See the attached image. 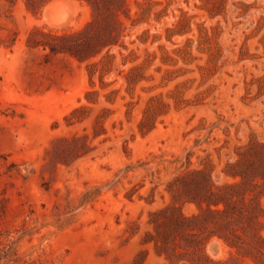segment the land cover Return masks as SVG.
<instances>
[{"label":"rangeland","instance_id":"374dc122","mask_svg":"<svg viewBox=\"0 0 264 264\" xmlns=\"http://www.w3.org/2000/svg\"><path fill=\"white\" fill-rule=\"evenodd\" d=\"M52 1L0 0V264H210L164 223L174 204L200 213L206 174L245 177L221 215L241 244L214 235L206 254L264 264V0H129L126 47L92 78L28 46L91 19Z\"/></svg>","mask_w":264,"mask_h":264},{"label":"trees","instance_id":"16d2710c","mask_svg":"<svg viewBox=\"0 0 264 264\" xmlns=\"http://www.w3.org/2000/svg\"><path fill=\"white\" fill-rule=\"evenodd\" d=\"M92 9L91 19L81 28L74 29L70 27L49 28L45 30L44 27L36 26L28 38V46L31 48H42L48 50L51 54L66 53L80 62H89L90 77L92 78L98 68L101 66L103 74L110 70L116 55L111 53L112 49L116 46L126 47L123 43L124 37L127 35V24L123 16L130 17L129 0H85ZM136 3L141 6L139 1ZM30 10H34L29 7ZM146 40V39H144ZM122 53V51H120ZM102 74V75H103ZM81 108H84L83 106ZM81 108L73 110L75 114ZM77 120H82L78 118ZM145 123V121L143 122ZM141 124V131L144 132L143 125ZM154 125L147 127L150 131ZM97 135V133H96ZM242 182L235 184L217 185L214 183L209 174L204 176L201 185L205 189L203 193H197L190 199L196 202L200 213L186 216L175 204L166 209L173 211L166 217L165 224L168 225L169 233L185 231L182 237L185 246H193L203 253V258L210 264H217L218 262L209 258L205 252V244L211 239L212 236L218 235L223 238L228 244L239 247L240 241L228 237L225 230H230L234 233L230 220L221 215L228 213L231 208L232 202H235V187L240 186V183H245L244 175ZM243 195L244 192L239 191ZM188 201V199H187ZM159 223H155L156 230L159 232ZM203 239L196 241V237L205 234ZM236 234V233H234ZM238 236V234H237ZM261 237V236H260ZM239 239L241 237H238ZM262 238V237H261ZM243 243H247L242 239ZM264 240V239H263ZM156 238L155 246L159 253L166 252L165 244H169V237L167 236L164 244ZM162 244V245H161ZM188 253V252H187ZM170 259L173 255L167 253ZM185 256V255H184ZM188 260V257H185ZM136 264H140V259L136 260Z\"/></svg>","mask_w":264,"mask_h":264},{"label":"bare ground","instance_id":"6f19581e","mask_svg":"<svg viewBox=\"0 0 264 264\" xmlns=\"http://www.w3.org/2000/svg\"><path fill=\"white\" fill-rule=\"evenodd\" d=\"M59 2H60L59 0H54V1H52L51 3H49L48 8H50V9L54 8V7L56 6V4H58ZM48 10H49V9H48ZM67 10H68V8H67ZM67 10H66V11H67ZM48 12H49V11H48ZM65 13H66V12H65ZM67 14H68V13L65 14V18H66V16H67ZM68 16H69V15H68ZM68 16H67V18H68ZM62 18H63V15H62ZM62 18H61V19H62ZM61 19H59V20H61ZM63 19H64V18H63ZM51 20H52V19H51ZM51 20H50V21H51ZM64 21H65V20H64ZM51 22H54V21L52 20ZM55 23L57 24V21H56ZM55 23H54L53 25H56ZM63 23H65V22H63ZM58 27H59V25H58ZM58 27H57V28H58Z\"/></svg>","mask_w":264,"mask_h":264}]
</instances>
